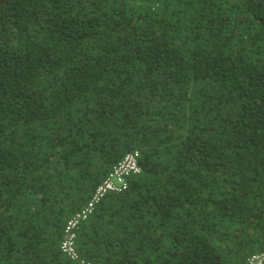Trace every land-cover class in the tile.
I'll return each mask as SVG.
<instances>
[{"label":"trees","instance_id":"16d2710c","mask_svg":"<svg viewBox=\"0 0 264 264\" xmlns=\"http://www.w3.org/2000/svg\"><path fill=\"white\" fill-rule=\"evenodd\" d=\"M133 151L71 258L68 221ZM260 252L264 0H0V264Z\"/></svg>","mask_w":264,"mask_h":264},{"label":"built area","instance_id":"2783aa9c","mask_svg":"<svg viewBox=\"0 0 264 264\" xmlns=\"http://www.w3.org/2000/svg\"><path fill=\"white\" fill-rule=\"evenodd\" d=\"M139 152L133 151L124 156L119 164L113 169L109 176L97 187L94 195L87 206L74 215L67 223L65 229V239L62 243V250L71 258L77 259L75 251L76 230L82 220L94 211L95 206L110 192H121L128 186L129 176L140 173ZM250 264H264V254L253 255ZM80 264H92L90 262H81Z\"/></svg>","mask_w":264,"mask_h":264},{"label":"clouds","instance_id":"9594fccd","mask_svg":"<svg viewBox=\"0 0 264 264\" xmlns=\"http://www.w3.org/2000/svg\"><path fill=\"white\" fill-rule=\"evenodd\" d=\"M258 254H264V252L256 253V254H253V255H258ZM252 256L249 258L248 262L250 261V259L252 258ZM249 264H250V262H249Z\"/></svg>","mask_w":264,"mask_h":264}]
</instances>
